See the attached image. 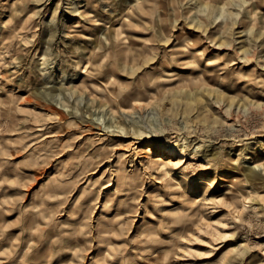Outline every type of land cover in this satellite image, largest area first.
Returning a JSON list of instances; mask_svg holds the SVG:
<instances>
[{
    "label": "rangeland",
    "instance_id": "rangeland-1",
    "mask_svg": "<svg viewBox=\"0 0 264 264\" xmlns=\"http://www.w3.org/2000/svg\"><path fill=\"white\" fill-rule=\"evenodd\" d=\"M0 264H264V0H0Z\"/></svg>",
    "mask_w": 264,
    "mask_h": 264
},
{
    "label": "bare ground",
    "instance_id": "bare-ground-1",
    "mask_svg": "<svg viewBox=\"0 0 264 264\" xmlns=\"http://www.w3.org/2000/svg\"><path fill=\"white\" fill-rule=\"evenodd\" d=\"M84 10V9H83ZM82 11V10H81ZM76 26H78V25H76ZM129 111V110H128ZM147 150H149V149H147ZM176 150L174 149V148H172V147H165L164 148V150H162V154H166V153H168V154H172V155H174L176 152H175ZM163 156V155H162ZM162 156H157L156 157V160H158L157 162H160V161H162L163 160V157ZM197 200H200L199 198L197 199Z\"/></svg>",
    "mask_w": 264,
    "mask_h": 264
}]
</instances>
